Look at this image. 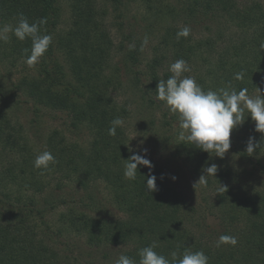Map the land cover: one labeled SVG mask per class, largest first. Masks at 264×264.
I'll return each instance as SVG.
<instances>
[{"label": "trees", "instance_id": "16d2710c", "mask_svg": "<svg viewBox=\"0 0 264 264\" xmlns=\"http://www.w3.org/2000/svg\"><path fill=\"white\" fill-rule=\"evenodd\" d=\"M112 1L117 9L124 3V0ZM70 2V23L60 29L61 0H0V25H14L19 13L29 22L47 19L42 32L52 36V44L44 55L55 57L57 50L62 52L78 83L76 90L64 94L49 86L44 78L32 76L21 80V89L40 104L68 111L71 125L87 127L92 140L88 146H81L54 131L47 147L57 162L48 169H37L33 166L36 152L27 141L17 138L12 119L1 108L0 139L20 158L15 166L9 165L0 173V182L19 183L25 190L35 188L39 192L47 187L42 178L50 172L60 174L63 179H76L86 187L103 180L124 216L108 219L72 214L70 220L87 233L94 245L127 244L126 255L137 264L138 250L153 242L157 244L155 250L169 258L171 252L182 255L188 248L203 250L209 264H264V147L256 148L251 156L246 152L249 137L254 138V144L261 143L264 133L255 130L250 115L246 117L243 125L234 129L243 130V143L233 146L231 142L229 150L235 151L234 158L228 154L223 158L214 153L210 156L194 145L183 144L187 159L200 175L207 166L219 164L216 178H207L216 192L214 206L221 225L219 236H235L238 243L234 247H217V240L197 238L189 227L193 208L187 196L169 184L164 169L154 159L147 156L154 165L151 173L148 167L138 165L136 180L124 178L125 159L132 154L129 148H135L126 125L117 129L116 136L108 134L114 118L121 117L126 123L129 117V108L113 95V88L122 78L109 71L114 50L111 31L96 0ZM183 9L185 16L202 23L209 34L198 38L191 32L187 38L177 39L181 26L168 27L162 39L164 52L156 54L147 64L146 86L156 92L159 79L166 80L171 75L169 65L184 59L204 90L230 84L237 91L247 88L248 94L259 90L264 93V48L260 47L264 43L263 5L257 2L242 6L237 0H183ZM9 42L10 47L6 48L0 42V58L10 50L26 57L23 50L31 49L30 39L19 41L11 35ZM139 48L135 45L128 51L135 66L141 62ZM241 71L244 79H234V74ZM136 76L139 79L138 72ZM150 174L157 177V190L149 193L145 181ZM221 186L227 190H221ZM37 204L34 197L29 202L0 198V264H66L39 237L38 223L45 215Z\"/></svg>", "mask_w": 264, "mask_h": 264}, {"label": "rangeland", "instance_id": "374dc122", "mask_svg": "<svg viewBox=\"0 0 264 264\" xmlns=\"http://www.w3.org/2000/svg\"><path fill=\"white\" fill-rule=\"evenodd\" d=\"M237 2L242 6L259 2L264 7V0ZM70 3V0H61L63 16L60 29L66 28L70 23ZM96 3L103 13L101 16L111 31L114 43L108 64L109 71L122 78L121 83L113 88V95L129 108L125 125L130 139L137 135L130 141L131 145L136 150L147 148V156L164 169L169 184L187 196L193 208L190 211L189 227L194 235L204 241L218 240L221 225L214 206V187L208 183L206 186L197 183L194 188L201 175L187 159L184 143L178 138V117L162 101L156 99L155 91L146 86L147 64L156 54L164 52L162 39L168 27L175 24L181 28L188 26L193 36L198 38L209 33L202 23L185 16L183 0H124L120 9L115 8L112 0H96ZM9 35L11 37V33ZM145 37L148 38L146 45L143 44ZM10 43L1 42V46L10 47ZM132 45L140 47L141 62L138 66L128 56ZM8 54L0 58V109L3 108L12 119L17 138L21 142L27 141L37 155L48 151L49 136L54 131L67 140L88 146L92 134L87 127H73L68 111L40 104L21 89V80L32 76L44 78L49 86L61 93L73 94L78 83L62 52L57 50L55 57L44 55L34 67L27 66L25 57L12 54L11 50ZM45 69L48 73L44 72ZM184 75L194 76L192 71ZM256 94L258 93L253 92L249 95ZM242 131H232L230 139L233 146L243 143ZM226 154L230 158L236 156L235 151L231 150ZM19 158L20 154L9 150L0 139V173L9 165L15 166ZM60 176L54 172L43 176V182L48 185L39 192L35 188L25 190L19 183L0 182V198L10 202L20 198L29 202L34 197L45 215L43 221L38 223L39 237L56 250L59 259L66 264H115L120 254L126 255L129 249L127 244L94 245L87 233L80 231L70 220L72 214L108 219L123 217V213L113 202L109 187L103 180L91 182L86 187L76 179H63ZM172 176L176 179L173 180Z\"/></svg>", "mask_w": 264, "mask_h": 264}, {"label": "clouds", "instance_id": "9594fccd", "mask_svg": "<svg viewBox=\"0 0 264 264\" xmlns=\"http://www.w3.org/2000/svg\"><path fill=\"white\" fill-rule=\"evenodd\" d=\"M46 18H39L34 22L19 13L16 23L0 25V42L7 43L10 40V33L19 41L31 40V49L25 48V63L28 67L37 65L52 44V36L44 34L42 28L46 25ZM191 33L188 26L182 27L177 33V39L187 38ZM148 43L145 37L143 44ZM134 45L130 46V48ZM264 48V43L261 44ZM168 71L171 75L165 79H159L156 86V99L162 101L168 110L178 117L180 132L178 138L182 143L194 145L196 148L223 158L231 147V133L238 126H242L249 115L255 122V130L264 133V93L259 90L256 95H249L247 88L237 91L230 84L216 90H204L194 76L184 75L191 71L187 61L178 59L169 65ZM234 79L243 80L244 72L234 74ZM125 121L116 117L110 122L108 134L117 135V129L123 128ZM137 135L133 136L130 141ZM253 137H249L246 152L253 155L256 148L264 147V141L253 143ZM141 144L143 141L140 142ZM129 150L132 154L124 163V178L129 181L137 179L139 166L154 167L147 157V148ZM55 156L50 151H43L38 154L33 162L37 169H48L56 163ZM218 167L211 164L204 169L197 183L207 185V178H216ZM156 175L150 174L146 178V190L150 193L157 190ZM175 180L176 177L172 176ZM221 190H227L221 186ZM219 193V192H218ZM238 240L232 235L219 236L216 246H236ZM157 244L142 247L138 250L140 257L138 264H209V257L203 250L192 251L185 248L183 254L173 251L170 258L158 253L155 249ZM115 264H137V261L125 254H120Z\"/></svg>", "mask_w": 264, "mask_h": 264}]
</instances>
